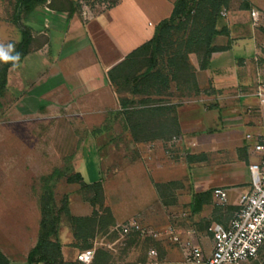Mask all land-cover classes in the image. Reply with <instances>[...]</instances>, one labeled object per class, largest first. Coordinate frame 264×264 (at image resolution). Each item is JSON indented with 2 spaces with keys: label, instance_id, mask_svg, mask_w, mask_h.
<instances>
[{
  "label": "crops",
  "instance_id": "1",
  "mask_svg": "<svg viewBox=\"0 0 264 264\" xmlns=\"http://www.w3.org/2000/svg\"><path fill=\"white\" fill-rule=\"evenodd\" d=\"M174 1L115 0L112 6L101 1L98 7L95 0H47L21 19L30 30L32 42L23 60L8 69L4 96L14 120L36 119L43 126L46 121H55L54 132H49L54 143L40 146L43 152L59 154L55 169L68 168L76 173L90 155L92 159L98 157L100 165L103 162L109 169L105 174L100 168L104 179L119 178L115 193H129L133 199L146 202L161 197L156 185L175 183L187 199L190 212L194 194L226 189V203L217 207L222 215L210 208L215 203L212 196L199 211L191 212L204 219L207 228L193 225L186 234L208 255L212 248L209 227L228 223L250 185L249 167L258 162L250 152L253 140L246 135L264 136V107L252 95L258 74H264L259 62L264 36L255 34L245 10H228L224 21L228 34L217 36L214 42L228 48L213 52L205 69H200L197 61L193 63L196 94L175 101L170 99L174 87L169 85L167 89L164 105L178 104V134L134 141L121 115L119 98L126 94L115 91L107 73L153 37L155 26L171 14ZM245 1L264 13L262 1ZM20 38L19 30L15 42ZM126 97L131 98L128 94ZM134 99L138 101L141 96ZM103 125L102 132L95 131ZM97 134L110 137L98 144ZM117 137L121 138L119 143ZM99 151L104 154L99 155ZM96 181L102 183L104 204L114 221L130 219L140 211L126 215L115 210L108 203L106 181L100 177L86 182L82 176L83 183ZM30 205L40 215L39 207ZM88 205V211L83 207L80 215L72 212L70 203L69 208L75 216H89L92 207ZM19 206L22 211L29 208L26 203ZM64 248L61 246L62 254Z\"/></svg>",
  "mask_w": 264,
  "mask_h": 264
},
{
  "label": "rangeland",
  "instance_id": "2",
  "mask_svg": "<svg viewBox=\"0 0 264 264\" xmlns=\"http://www.w3.org/2000/svg\"><path fill=\"white\" fill-rule=\"evenodd\" d=\"M101 1L95 0L94 4L100 5ZM254 3L259 0H251ZM264 4V0H260ZM243 0H230L228 10H236L242 6ZM14 0H0V63L3 57L11 51V43L18 38L19 30L12 23V13ZM97 8V7H92ZM228 10H225L226 13ZM224 11V10H222ZM221 11V12H222ZM246 15H250V11ZM227 15V14H226ZM262 16V14H261ZM223 22L227 16H222ZM255 34L260 35L258 28H253ZM10 37V38H9ZM190 63L193 65L197 61L194 54L189 55ZM174 87V84H171ZM167 91L163 97L153 96L150 99L166 100ZM194 93L184 95L176 90L170 92V99L182 101L194 96ZM2 108L0 109V251L8 259V264H28L26 261L29 246L37 238L40 215L37 209L40 208V196L44 190V178L56 168V158L60 157L55 151L43 152L40 146L50 145V131L55 130L54 120L46 121L47 125L40 124L36 119L24 118L14 120L9 114V104L6 96L1 99ZM119 127V125L117 126ZM51 133V132H50ZM54 137V136H53ZM110 136L107 134H97L96 142L102 144ZM82 138V137H81ZM121 138L117 137L116 143ZM103 155V151H99ZM118 155V154H117ZM101 170L107 171L104 163L98 161L90 155L89 160L80 163L78 171L82 174L86 182L102 178L106 181L104 186L108 193V203L115 210L122 211L126 215L133 214L139 209L132 218L124 221H114L104 227H96L93 235L87 238V243L92 244L96 250H101L107 254V257L98 259L95 264H153L156 260L158 264H190L185 258L186 242L190 241L186 231L193 225H200V228H207V222L204 219L195 217L188 209L187 199L184 194L179 192L177 186L159 187L161 197L157 200L133 199L129 193H115L118 191L119 178L107 177L100 174ZM107 174V172H104ZM80 186L78 183H66L64 178L58 179L53 186L54 201L56 207H59L62 197L69 195L72 212L83 214V207L89 208L88 202L82 200L84 193H78ZM91 195V194H90ZM87 203L82 204V203ZM145 202V205H144ZM26 203L29 208L25 211L19 209V205ZM105 203V202H104ZM85 205V206H84ZM105 206V204H104ZM213 213L222 215L221 209L216 203L210 205ZM81 207V208H80ZM99 209V207H98ZM88 211V210H87ZM21 213V214H18ZM71 212V210H70ZM85 212V211H84ZM104 213L101 214L103 216ZM233 215V213H232ZM195 219L197 221H195ZM130 220L137 221L142 227L160 233L158 237H146L137 234L130 236H120L115 226L126 223ZM67 222H62L59 227L58 241L61 246H65V261L76 262V255L82 251L83 241H77L72 236V232ZM168 226L175 229L178 237L177 241L171 240L164 234ZM209 231L206 232L208 235ZM91 246V247H92ZM150 249L157 252L156 258L148 254ZM60 264V263H57ZM240 264H264V247L261 249L258 257L249 262Z\"/></svg>",
  "mask_w": 264,
  "mask_h": 264
},
{
  "label": "trees",
  "instance_id": "3",
  "mask_svg": "<svg viewBox=\"0 0 264 264\" xmlns=\"http://www.w3.org/2000/svg\"><path fill=\"white\" fill-rule=\"evenodd\" d=\"M46 1L15 0L14 2L11 21L19 28L21 38L18 42L11 43V51L0 63V109L1 99L7 88L8 69L19 64L30 51L31 33L21 19ZM108 4L114 5L115 0H109ZM229 4L230 0H175L169 17L155 26L153 37L108 71L107 77L115 91L118 94L131 96V98L126 95L121 96L119 103L124 126L129 130L134 141L167 139L178 134L176 114L178 104L164 105L163 99L153 101L150 98L164 96L171 84H174L176 90L184 95L198 91L196 69L190 63L189 55L194 54L199 68L205 69L213 52L228 48V46H217L214 42L217 36L228 34L220 13L222 10H228ZM240 9L250 11L252 6L244 0ZM262 19V25L258 30L264 36V13ZM261 52L263 57L259 62L264 66V46ZM135 96H141V99L136 101ZM105 127L104 125L98 127L95 131L102 132ZM187 158L190 160L191 156ZM60 178H64L69 184H80L78 193H84L82 199L92 207L89 216L71 214L68 194L62 197L60 206L56 207L53 186ZM43 180L44 190L40 196L37 240L27 253L26 261L28 264H78L77 261L73 263L63 259L61 244L58 241L59 227L62 222H67L75 239L74 244L83 241V250L92 246L87 243V238L93 235L94 229L114 223L110 209L104 206L102 183L101 181L83 183L81 174L71 173L68 168L54 169ZM172 185L176 184L168 183L156 187ZM211 196L212 191L194 194L191 212L199 211L203 204L210 202ZM106 257L107 254L98 249L91 264ZM0 264H8V259L1 251Z\"/></svg>",
  "mask_w": 264,
  "mask_h": 264
},
{
  "label": "built area",
  "instance_id": "4",
  "mask_svg": "<svg viewBox=\"0 0 264 264\" xmlns=\"http://www.w3.org/2000/svg\"><path fill=\"white\" fill-rule=\"evenodd\" d=\"M220 14L226 16V11L224 10ZM249 14L252 28L260 27L263 21L261 13L256 9H251ZM252 95L259 100V105L264 107V74H258L252 88ZM176 139L173 137L172 141H176ZM246 139L253 140L250 152L258 157V162L249 167L250 185L248 190L239 199L238 207L227 224L213 223L209 227L208 230L212 235V248L208 255H205L203 249L192 241L186 242L184 256L191 264L249 262L255 260L264 247V136L247 134ZM212 198L219 206L224 205L227 200L226 189H213ZM115 230L122 237L131 234L146 237L160 236V233L142 227L135 220L118 224L115 226ZM164 234L173 241L178 240L172 226H168ZM148 254L153 258L157 256L154 249H150ZM94 255L95 247L92 246L78 252L76 261L78 264H91ZM153 264H158V262L155 260Z\"/></svg>",
  "mask_w": 264,
  "mask_h": 264
}]
</instances>
